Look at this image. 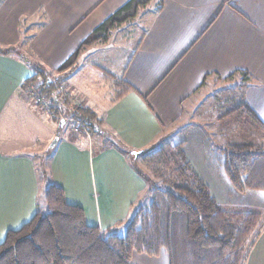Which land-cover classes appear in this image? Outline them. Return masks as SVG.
Instances as JSON below:
<instances>
[{
  "label": "crops",
  "instance_id": "crops-1",
  "mask_svg": "<svg viewBox=\"0 0 264 264\" xmlns=\"http://www.w3.org/2000/svg\"><path fill=\"white\" fill-rule=\"evenodd\" d=\"M127 1L0 0V243L37 210L45 212L52 182L83 208L89 225H123L146 190L134 151L166 136L208 75L247 72L243 100L264 121V0H153L136 25H123L108 41L83 50L84 75L100 79V65L136 88L119 99L102 89L99 105L81 92L84 85L74 84L77 78L65 77L101 119L102 138L64 131L33 107L23 88L36 68L55 72ZM37 156L49 161L41 169L44 179ZM132 264H170V258L165 251L157 257L135 252ZM245 264H264V229Z\"/></svg>",
  "mask_w": 264,
  "mask_h": 264
},
{
  "label": "trees",
  "instance_id": "trees-1",
  "mask_svg": "<svg viewBox=\"0 0 264 264\" xmlns=\"http://www.w3.org/2000/svg\"><path fill=\"white\" fill-rule=\"evenodd\" d=\"M152 1L128 0L82 42L58 71L73 66L84 47L107 40L112 29L131 23ZM39 75H45V71L37 67L31 78ZM247 75L242 72L244 78ZM111 76L118 91L115 99L136 91L124 78ZM48 88L54 87L48 85L46 91ZM71 110L89 132L100 131L101 119L91 108L73 104ZM234 111L247 116L264 133V121L248 103L243 101ZM175 150L182 156L172 157L171 165L176 166L172 169L174 179L170 178L172 187L149 185L148 203L134 206L132 217L121 226L101 230L89 225L83 208L67 201L64 188L55 182L48 184L44 195L47 213L37 210L31 220L6 233L0 243V264H132L134 252L159 256L162 250L168 253L170 264H245L264 227V212L256 207L221 205L208 183L192 170L181 148ZM218 150L224 172L238 193H264V144H230ZM166 159L157 156L154 163L165 166ZM138 170L149 184L150 179ZM122 226H126L124 235L120 233Z\"/></svg>",
  "mask_w": 264,
  "mask_h": 264
},
{
  "label": "rangeland",
  "instance_id": "rangeland-1",
  "mask_svg": "<svg viewBox=\"0 0 264 264\" xmlns=\"http://www.w3.org/2000/svg\"><path fill=\"white\" fill-rule=\"evenodd\" d=\"M138 14L131 23H123L119 27L123 25L131 27L136 25L134 23L139 21ZM119 27L110 31L107 40L96 42L108 41L113 31L117 30ZM91 45L84 47L82 51ZM79 59L80 55L76 63L64 71H58V68L55 72H45L42 79L41 77H33L35 78L33 80L31 76V79H27L24 83L23 93L28 102L33 107L38 108L41 114L52 117L57 122L62 123L65 126L64 131L70 130L74 135L85 133V135L89 136L90 134V136L92 135L93 138H96L100 136L98 132H89L87 128L82 126L80 121L73 117L71 112L72 105L83 104L80 103V97H78L76 92L69 89L68 84H66V79L69 76L77 78V80L73 78L74 84L76 86L84 85L85 89L82 88L81 92L84 94L87 93L89 99H92L99 105L104 101V97L100 94V92L102 93V89L106 91L109 89L111 92L110 95H112L111 98L114 99L118 91L114 85L115 81L111 76L113 74L112 72L100 65H95L96 68L101 71L100 74H102L100 79L97 80L96 78L95 80L92 74L90 75L87 73L84 75L85 73L80 71L84 65L80 67L81 61L83 60ZM85 61L90 62L91 58H87ZM244 82L245 80L241 75L234 76L233 78H222L216 74L208 75L207 81L200 86V89L186 98V102L184 101V113L182 118L172 127L166 129L164 133L166 137L164 136V140L162 139L153 147L143 152L141 150L134 151V154H136L132 156L133 160L136 162L138 168L150 179V183L146 184V190L144 189L140 194L142 202L148 203L150 199V193L148 192H150L149 188L152 185H158L164 188L172 187L170 178L174 179L172 169H175L176 166L171 165V161H173L172 157L174 156H176L174 159H177L178 156H182V153H177L175 150V147H180L184 156L187 157L191 164L192 170L208 183L212 194L221 205L226 208L229 206L256 207L264 212V198L259 194L260 192L247 190L245 193H238L233 188L224 172L222 154L218 150V148L230 144H264L263 131L260 130L258 126L251 123L247 116L237 111L233 112V109L244 101ZM48 85H52L54 88L51 90L48 88L49 91H46ZM100 132L103 134L107 133L102 126L100 127ZM54 141L55 139H53L50 144ZM190 146L194 148L191 149ZM203 146L205 147V153L210 152L214 154V156H205L203 149H200V147L203 148ZM143 154H145V156H143ZM157 156L167 157V159L164 160L166 162L165 166L160 163H154V159ZM46 159H48L46 156H37L36 158L40 175L42 174V167L49 162L48 160V162H46ZM179 164L180 166L183 164L181 159H179ZM170 166L171 168H169ZM42 176L43 175H41V177ZM42 178L44 179V177ZM141 200L138 201L135 206L139 205ZM41 202L43 203L44 200ZM256 203H258L259 206ZM260 203H262V206H260ZM44 204L46 208L44 213H47L48 208L46 203ZM132 214L133 210L129 218L132 217ZM262 218L264 220V216ZM262 221H260V223ZM125 227L126 226H122L120 228V233L122 235L126 232Z\"/></svg>",
  "mask_w": 264,
  "mask_h": 264
}]
</instances>
